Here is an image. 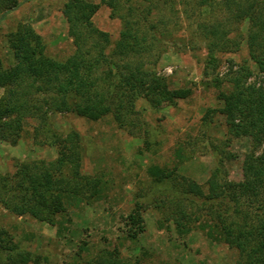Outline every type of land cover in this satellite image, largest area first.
<instances>
[{
    "label": "rangeland",
    "instance_id": "374dc122",
    "mask_svg": "<svg viewBox=\"0 0 264 264\" xmlns=\"http://www.w3.org/2000/svg\"><path fill=\"white\" fill-rule=\"evenodd\" d=\"M86 1L101 4V0ZM185 1L133 0L132 6H138V14L146 16V24L155 25L157 31L153 50L141 58L142 62L167 77L171 89H189L190 97L175 102L161 100L155 107L139 100L136 111L141 127L135 136L119 128L110 117L93 122L71 113L52 114L58 135H80L82 175L90 182L101 179L106 199L93 200L92 189L85 181L77 187L75 181L63 180L61 190L84 199L79 207L70 208L67 216L58 218L64 228L61 234L59 226L29 216L18 217L0 205L3 246L17 248L1 253L0 264H238V252L211 241L199 230L198 223L185 235H179L172 223L188 182H196L207 193V181L217 168L224 179L241 181L244 159L252 149L250 138L227 135L225 118L218 112L223 105L218 91L210 85L213 75L207 71L209 39L202 26L224 21L227 15L218 4L205 13L197 1ZM65 3L19 0L14 10L0 12V59L5 67L15 64L7 34L19 24L34 28L47 56L64 61L73 55L75 47L63 15ZM92 23L107 33L113 44L123 28L122 20L106 5H100ZM226 25L230 38L241 34L240 44L217 55L215 74L225 76L237 66L247 65L253 72L249 82L264 86V73L252 63L246 47L248 24ZM4 93L0 88V97ZM34 124L27 121L15 143L10 136H0V175H15L24 163L48 164L58 158L55 147L35 144ZM179 150L182 159L177 158ZM152 165L168 170L177 165L180 178L157 182L147 172ZM161 201L167 207L160 210L156 204ZM173 201L174 205H169ZM137 206L143 211L145 231L132 240L127 236L124 218ZM22 252H30L32 261L22 262Z\"/></svg>",
    "mask_w": 264,
    "mask_h": 264
},
{
    "label": "trees",
    "instance_id": "16d2710c",
    "mask_svg": "<svg viewBox=\"0 0 264 264\" xmlns=\"http://www.w3.org/2000/svg\"><path fill=\"white\" fill-rule=\"evenodd\" d=\"M132 1L101 0V4H94L66 0L63 15L75 51L64 61L45 54L40 36L31 25L19 24L7 34L15 64L7 68L0 59V88L5 91L0 97V136H10L15 143L25 123L33 121L35 144L55 147L59 156L48 164L41 162L42 168L38 163H24L15 175H0V205L4 210L59 226L61 234L64 228L58 218L67 216L69 209L79 207L84 199L61 190L63 180H73L77 187L85 181L92 189L93 200L106 199L105 183L101 179L90 182L82 175L80 135H58L53 129L52 114L71 113L93 122L110 117L119 128L135 136L141 127L136 111L139 100L155 107L161 100L175 102L190 97L189 89H171L167 77L159 76L142 62L141 58L153 50L157 31L155 25L146 24V16L138 14L139 7L132 6ZM195 1L205 13L218 4L227 15L224 21L202 26L209 39L207 71L213 75L210 85L218 91L223 105L218 112L225 118L227 135L233 139L250 138L252 149L244 159L243 179L239 182L221 177L220 168L207 181V193L196 182L187 181L172 223L179 235L190 233L198 223L199 230L211 241L224 243L238 252V264H264V86L249 82L253 72L247 65L237 66L225 76L215 74L217 55L239 48L241 34L229 37L226 23L231 22L248 24L249 58L264 73V0ZM100 5L112 9L113 15L122 20L123 28L114 44L107 33L92 23ZM18 6L19 0H0L3 14ZM123 10L125 13L121 14ZM182 157L179 150L177 158ZM177 170V165L172 170L152 165L147 172L158 182L179 177ZM156 205L160 210L167 207L164 201ZM124 220L130 239L136 240L145 231L139 206ZM1 239L0 236V254L17 251L13 246L4 247ZM19 256L24 263L32 261L30 252Z\"/></svg>",
    "mask_w": 264,
    "mask_h": 264
}]
</instances>
